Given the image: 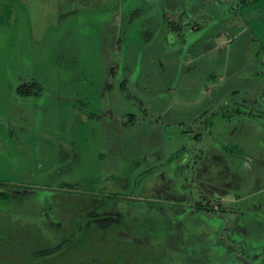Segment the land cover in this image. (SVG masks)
<instances>
[{"label":"rangeland","instance_id":"1","mask_svg":"<svg viewBox=\"0 0 264 264\" xmlns=\"http://www.w3.org/2000/svg\"><path fill=\"white\" fill-rule=\"evenodd\" d=\"M209 1L0 0V264H264L262 11Z\"/></svg>","mask_w":264,"mask_h":264},{"label":"crops","instance_id":"2","mask_svg":"<svg viewBox=\"0 0 264 264\" xmlns=\"http://www.w3.org/2000/svg\"><path fill=\"white\" fill-rule=\"evenodd\" d=\"M212 1H214V2H212ZM228 2H229V0H227ZM261 1H262V6H258V5H260V3H261ZM260 2H258V3H255V4H253V5H251V6H249V7H247L248 9L247 10H249V12H250V9H259V10H261L262 12H261V14H256V16H254L251 20H250V25L248 24V26H249V28L252 30L251 31V33H252V35L254 36V37H256V38H259V36L254 32V30H257V31H259V32H263V39H262V41H263V45H264V0H261ZM217 2V0H210L209 1V4H210V8H211V10L212 9H214V8H216L215 7V3ZM206 4V3H205ZM204 4V5H205ZM208 4V5H209ZM203 5V6H204ZM203 8V7H202ZM261 8V9H260ZM204 9V8H203ZM214 10H216V9H214ZM228 13H229V18H231L233 15H232V11H228ZM184 14V13H183ZM211 14H212V11H211ZM185 15V14H184ZM206 15V14H205ZM213 15V14H212ZM219 15V14H218ZM217 15V16H218ZM232 15V16H231ZM189 16H187L186 18H188ZM201 17H203V16H201ZM228 18V19H229ZM252 22H254L256 25L255 26H252ZM232 25L233 24H229V25H227L228 26V28L230 29V28H232ZM240 28V31H239V34L241 35V36H243V35H245V32H246V28L245 27H239ZM248 28V27H247ZM232 30V29H231ZM221 39V43H217L218 45H216L215 47H212L211 49H213V51L214 52H212V53H221L222 55H224V57H223V59H222V62H221V64L220 65H224L225 64V66H226V64L229 62L228 61V53L232 50V46H233V44H234V42L232 43V44H227L226 42H223V38H225L224 36H223V38L222 37H220ZM212 43V42H211ZM210 43V44H211ZM208 47H209V44H208ZM246 47V46H245ZM263 50H264V46H263ZM212 53H210V54H212ZM244 56H245V54H244ZM252 61H253V64L256 66V68L254 69L253 68V72L254 71H256V70H258V62L256 63V60H255V58L254 57H252V59H251ZM260 63V62H259ZM261 64H262V71H263V73H262V77H258L257 75L255 76V77H257V78H259V81H258V87H256L259 91H261V92H259L258 93V91H257V96L259 97V99H261V103H262V105H263V108H264V54L262 55V58H261ZM214 74H219L220 72H218L217 70H214V72H213ZM221 79H223V78H221ZM213 85H215V84H213ZM212 85V86H213ZM251 90V92H253L254 91V88H251L250 89ZM248 94H250V92H248ZM258 99V100H259ZM243 144V143H242ZM263 145H264V143H263ZM232 146V145H231ZM245 146V145H244ZM232 150H233V146H232V148H231ZM231 150V151H232ZM244 155V157H245V153L243 154ZM253 158H255V160L257 161V164H256V162L254 161L253 162V169H252V171L255 173H253V175H255V177H253V182L255 181V179H257V183H258V181H261L262 179H264V152H262V156L260 155L259 157H258V155L256 156V154L253 156ZM256 158H258V159H256ZM259 185H260V189H258V191H260V190H262V191H264V184L263 185H261L260 183H259ZM254 188V187H253ZM258 191H256V193L258 192ZM252 195H254L253 194V192H252ZM258 197H260L257 201H255V203H254V212H253V221H252V224H251V230L249 229V228H247V232L249 233V235L252 237L251 239H252V241H255L256 239H258L259 238V236L258 235H264V211H263V214H259V212H261V211H259V209H261V208H264V195H260V196H258ZM250 206V205H249ZM259 211V212H258ZM262 213V212H261ZM258 225H261L262 226V228L260 229V228H258L257 226ZM254 237V238H253ZM263 238H264V236H263ZM251 251H253V252H256V248L254 247V249L253 248H251Z\"/></svg>","mask_w":264,"mask_h":264},{"label":"trees","instance_id":"3","mask_svg":"<svg viewBox=\"0 0 264 264\" xmlns=\"http://www.w3.org/2000/svg\"><path fill=\"white\" fill-rule=\"evenodd\" d=\"M261 0H242L241 1V3H240V6L242 7V8H245V7H249V6H251V5H253V4H255V3H258V2H260ZM166 11V10H165ZM142 13H141V10H139V9H137L136 11H134L132 14H131V16H130V22H131V24H133L134 23V18H138V17H141L142 15H141ZM183 14V13H182ZM165 16H163V20H162V23H160V25L159 26H161L162 27V25H163V29L164 28H167L170 32H173V33H177V32H179L180 33V31H181V29H182V27H181V24L179 25V24H177V23H175V21H170V20H168V16H166V14H164ZM183 18H185V16L184 15H181ZM187 17V16H186ZM147 36H149L150 35V33H147L146 34ZM170 37V36H169ZM119 42V41H118ZM255 56V55H254ZM259 55H256V59L261 63V60L259 59ZM260 63H258L259 65H258V70H256V71H254V73H253V77H255L256 75L258 76V77H262V73H263V71H262V64L260 65ZM261 70V71H260ZM122 88L123 89H127V85H126V83H123L122 84ZM31 89H32V87L31 86H29V85H21V86H19L18 88H17V93L20 95V96H27V95H30V93H31ZM237 111H240V110H237ZM224 117H227V114H225V116ZM135 122H134V120L132 121V123L131 124H134ZM130 124V125H131ZM226 149H227V146L225 147ZM234 148V147H233ZM228 153L230 152V151H227ZM243 152V151H242ZM232 153V152H231ZM243 154H244V152H243ZM1 185H4V186H8V185H6L5 183H0V186ZM7 198V197H6ZM197 209H200V210H204L205 212H214V211H216V207L214 206V205H212V204H209V203H206V204H197L196 206H195ZM220 210H222V207H220L219 208ZM222 211H225V210H222ZM168 215V214H167ZM166 217V219H167V217H169V218H171V216H165ZM194 224V223H193ZM163 225V224H162ZM188 230L191 232V234L193 235V236H197L198 235V232H195L194 230H193V226H188ZM207 229V228H206ZM206 231V230H205ZM208 231H212L211 229H209V227H208ZM208 231H206V232H208ZM199 236H200V234H199ZM200 238V237H199ZM66 241H68V240H65V241H63L62 243H61V245L60 246H65L64 245V243L66 242ZM220 245L219 246H222L223 247V245L221 244V243H219ZM60 246H58V250H59V247ZM218 246V245H217ZM51 250H49V249H45V250H42L41 252H50ZM52 252V251H51ZM33 253H35V252H32V255H33ZM79 254L78 255H80V254H82V252H78ZM66 253L65 252H58V256L59 255H62V256H60V258H62L63 257V255H65ZM36 255V254H35ZM77 254H74V255H72L71 256V258H70V263H71V259L73 258V257H77L78 256ZM60 258H58V260L60 259ZM80 264H87V263H84V262H82V263H80Z\"/></svg>","mask_w":264,"mask_h":264}]
</instances>
